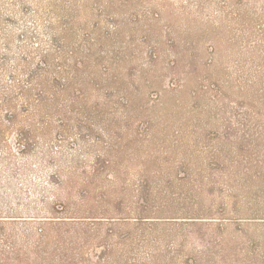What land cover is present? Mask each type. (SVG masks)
<instances>
[{"label": "rangeland", "instance_id": "obj_1", "mask_svg": "<svg viewBox=\"0 0 264 264\" xmlns=\"http://www.w3.org/2000/svg\"><path fill=\"white\" fill-rule=\"evenodd\" d=\"M48 3L60 14L73 5L97 30H112L116 21L123 44L135 50L133 78H161L160 91L146 98L153 106L145 118L109 129L114 138L103 134L100 144L92 140L103 130L81 124L73 132L90 138L64 144V158L78 162L79 179L99 154L114 161L110 175L106 169L93 181L89 205L117 233L85 244L89 264H108L107 244L118 264H264V0H0V18L11 19L7 27L17 39L26 30L44 42L43 27L35 29L34 22ZM111 146L120 149L107 151ZM52 170H44L42 180ZM12 185L0 186L2 215L14 216L0 227V264H11L3 261L15 242L24 244L30 216L76 215L71 208L59 211L54 194L64 193L54 187L45 204L35 186ZM143 186L158 195L171 192V213L146 225L137 220ZM102 188L106 200L97 203ZM72 196L78 205V193Z\"/></svg>", "mask_w": 264, "mask_h": 264}, {"label": "trees", "instance_id": "obj_2", "mask_svg": "<svg viewBox=\"0 0 264 264\" xmlns=\"http://www.w3.org/2000/svg\"><path fill=\"white\" fill-rule=\"evenodd\" d=\"M42 7L45 13L53 12L40 13L38 21L34 22L35 29L43 27L44 42L39 36L32 38L26 30L17 39L7 27L11 19L0 18V186L11 188L13 183L35 186L39 189L40 201L45 204L50 199L47 192L52 190L48 187H54L53 190L64 193V196L54 194L62 209L59 211L71 208L76 215L30 216L33 222H25V225L32 227L21 233L24 244L17 246L15 242L14 252L3 262L89 264L83 250L85 244L101 233L106 238L117 233L114 223L103 222L91 212L94 208L89 205L94 193L93 181L106 169L105 174L110 175L114 161L106 152L99 154L89 170L84 167L83 177L79 179L78 162L75 158H64V144L73 139L90 138V134L82 136L73 132L81 124L103 130L100 137L92 140L100 144L109 129L129 126L145 118L143 112L153 106L145 103L146 98L160 91L161 78L153 75L144 76V81L133 78L139 71V66L131 60L135 50L123 44V32L116 21L112 23V30L101 31L91 28L89 14L82 15L73 5L63 14L57 13L55 5L48 3ZM107 11L113 13L108 8ZM28 16L25 12L23 20ZM158 59L155 48L151 60ZM179 114L182 111L177 112L180 117ZM152 119L149 118V124ZM107 136L112 139L115 135ZM109 138L104 144L106 147L110 146ZM117 138L122 143L124 137L118 135ZM13 139L15 147L11 146ZM119 149V146H111L107 151ZM184 162L188 164L186 158ZM47 168L53 170L42 180ZM147 180L142 184H148ZM163 192L165 194L158 195L157 191L142 187L138 224L146 225L148 218H162L159 215H163V211L171 213V192ZM73 193L79 195L78 205L72 201ZM162 195L168 201L166 204L162 202ZM106 196L104 190L95 202H103ZM81 207L84 212H80ZM2 211L0 209V227L11 221L7 217H14L4 216ZM103 224L104 227H100ZM105 247L108 252L104 258L109 257L107 263L114 264L111 249L108 244Z\"/></svg>", "mask_w": 264, "mask_h": 264}]
</instances>
